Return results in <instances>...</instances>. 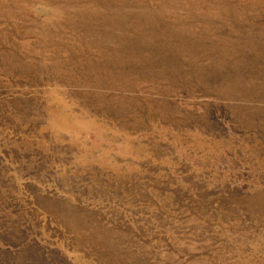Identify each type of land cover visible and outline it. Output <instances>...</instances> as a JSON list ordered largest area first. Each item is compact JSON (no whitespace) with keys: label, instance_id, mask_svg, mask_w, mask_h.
Here are the masks:
<instances>
[{"label":"rangeland","instance_id":"374dc122","mask_svg":"<svg viewBox=\"0 0 264 264\" xmlns=\"http://www.w3.org/2000/svg\"><path fill=\"white\" fill-rule=\"evenodd\" d=\"M0 264H264V0H0Z\"/></svg>","mask_w":264,"mask_h":264}]
</instances>
